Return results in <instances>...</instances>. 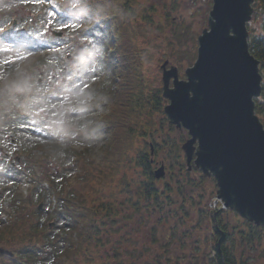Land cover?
I'll list each match as a JSON object with an SVG mask.
<instances>
[{
  "label": "trees",
  "instance_id": "trees-1",
  "mask_svg": "<svg viewBox=\"0 0 264 264\" xmlns=\"http://www.w3.org/2000/svg\"><path fill=\"white\" fill-rule=\"evenodd\" d=\"M105 1L86 0L85 9L71 12V16L77 19L78 28L94 17L105 18L100 28L87 32L97 47L96 69L100 67L101 73H93L81 91L86 109L84 113L90 114L91 109L100 102L98 98L105 99L102 112L89 116V122L83 121L85 125L96 124L92 137L100 141L97 148L101 166L98 167L96 161L91 160L96 165L84 170L82 165H78V160L73 159L75 156L70 155L73 160L67 172L64 170L67 155L56 157V153L53 161L55 172L36 175L35 166L15 168L2 163L0 178L11 180L15 185L20 178H31L33 189L30 196L18 194L9 202L8 220L5 225H0V246L12 251L14 257L0 255V264H134L131 260L124 261L119 247L110 244L111 234L107 229H114L122 223L133 224L134 229L149 231L150 245L157 244L160 231L170 229L169 222L181 217L177 210L183 211L182 206L175 207L173 194H183L185 185L196 186L207 180L203 175L199 176V182L194 183L191 179L190 173L199 172L194 167L191 172L188 171L180 149V144L186 139L181 135L177 142L168 134L174 133L176 128L168 124L163 114L165 102L161 89L146 81L143 69L151 63L152 57L148 50L140 49L131 39L140 34L139 28L132 27L131 22L138 18L133 9L134 0ZM252 10L251 20L247 24L248 47L250 54L259 62L262 77L261 93L254 103L255 113L264 128V0H254ZM63 12H68V9L63 8ZM109 15L111 19H107ZM144 18L149 17L144 14ZM73 35L71 33L68 38L55 40L58 43L69 42ZM5 39L0 36L1 54L8 52ZM81 54L86 56L85 53ZM47 60L48 56L42 57L37 67L44 68ZM56 61L61 63L63 78H72L74 73L67 64H76L75 60L70 63L68 58H57ZM109 61L113 63L107 65ZM81 62L85 63L84 58ZM6 65V61L0 62V85L15 78L13 66H9L11 71L7 72ZM30 77L35 80L33 89L28 86V80H24L19 85L5 88L0 98V130L4 126L8 132L14 133L12 137L17 143H22L19 131L28 128L32 114L30 110L36 104L35 95L45 93L43 85L38 83L42 80L40 73H31ZM51 96L55 98L53 94ZM21 101L26 106L20 107ZM4 114L8 116L5 121ZM155 115L159 116L158 120L154 118ZM164 129L168 131L167 134H164ZM156 134L161 138L160 143L154 145L155 137L159 138ZM148 138L152 142L140 144L153 145L155 152H151L149 147L139 152L106 149L110 144L122 146L124 140L146 142ZM161 150L167 151L168 162L166 159L164 167L157 159ZM33 162L29 160V164ZM44 163L43 166L47 168ZM160 168L163 175L157 178L156 171ZM164 178H168L166 181L174 180L175 185H170ZM44 183L47 184L46 188ZM34 193L36 200L43 202L48 210L47 220L55 221L57 232L48 231L47 225L41 221L42 210L26 213V208L34 204L31 200ZM223 213L231 212L210 209L204 213L212 225L210 237L205 243L209 251L205 255L200 242L195 245L192 256L187 258L197 260L207 256L208 264H249L246 259L237 256L239 244L248 248L262 244L264 256V227L239 218L237 224L229 229L228 223L223 221ZM173 229L171 236L174 235L175 225ZM221 233L224 236L218 246ZM153 261V264H162L160 259Z\"/></svg>",
  "mask_w": 264,
  "mask_h": 264
},
{
  "label": "rangeland",
  "instance_id": "rangeland-1",
  "mask_svg": "<svg viewBox=\"0 0 264 264\" xmlns=\"http://www.w3.org/2000/svg\"><path fill=\"white\" fill-rule=\"evenodd\" d=\"M6 2H9V4H5ZM51 4L56 5L54 2L47 5L45 1L38 2L36 0H5L4 3H0V21H2L0 34H3V36L7 35L6 39L13 43L11 50L5 51L4 54L0 53V62L8 61L6 65L7 72L11 71L9 66L15 67L13 71L15 78L0 85V95L5 88L14 87V85H19L26 80L29 82L28 86L33 89L35 80L30 77L31 73H40L42 79L44 78L41 84L45 89V93L35 95L37 97L36 104L34 109L32 110L31 108L30 110L32 114L28 122V128L18 133L21 136L22 143H1L0 146H4V149L0 157H5L6 163H16L17 159L18 164H16L15 168H21L23 165L26 168L27 165L29 167L35 166L33 169L38 172L36 175L45 172H55L56 166L53 164L54 153H56V157L67 155L66 166H64V170L67 172L70 169V161L73 159L78 160V165H82L84 170L93 168L96 163L98 167L101 166L100 153L97 148L100 141L98 142L92 137L96 131V124L85 125L83 121L89 122V116L99 115L102 112L101 106H105V99L103 97L98 98L100 102L91 109L90 114H87L84 113L86 109L80 93L91 79L94 66L88 63L86 69L80 67L75 69L74 80H71L69 76L63 78L64 75L60 72L61 63L49 56L48 62L45 64L48 70H39L37 65L40 63L41 55L30 54L31 51L25 52L16 45L21 40L16 36L22 35L21 32L9 33L10 25L2 29L7 22L6 17L22 19L25 26L37 19L44 25L43 36L55 31L61 32L62 37H66L73 26L54 20L50 11L43 8V6L51 8ZM133 5L138 18L131 21L132 27L139 28L140 34L132 36L131 39L140 49L148 50L152 57L151 63L144 66L143 69L147 83L151 86L162 88L161 65L164 62H167V69L176 67L180 78L183 77L184 71L192 66L196 58L197 38L201 35L203 29H207L208 12L212 6V0H134ZM144 14L148 15L149 18L142 19ZM44 31H46V34ZM40 38L43 37L35 39L34 43H43L45 40H49V37H45L43 40ZM86 47L82 39L80 47L73 41L72 44L65 47L62 58L67 55H72L69 61L79 58L77 53ZM51 52L54 53L55 51L51 50ZM19 57H23L22 61L24 60V64H18L21 60ZM23 106H26V104L21 101L20 107ZM154 118L158 120L159 116L155 115ZM7 119L8 116L6 114V118L3 121ZM0 131L6 132L9 138L15 135L8 132L4 126L1 127ZM167 133L168 131L164 129V134ZM168 134L177 142L180 141L181 135L186 140L188 138L184 129H176L174 133ZM155 136L159 138L155 137L153 140L154 145L160 143L161 138L159 134ZM129 141L131 140H124L121 148L136 150L144 148V146L129 144L152 142L149 138L146 142ZM36 144L40 145V147L34 148L33 145ZM56 144L58 146L55 147ZM183 144L184 142L180 144L181 151ZM115 145L117 146V144ZM89 153L92 155H89ZM70 155L75 157L72 159ZM182 155L184 156L183 152ZM30 159L34 160V162L29 164ZM86 159L89 161L88 163H86ZM157 159L164 167L167 151L161 150ZM44 160L46 161L45 163ZM91 160H95L96 163ZM43 163L47 168L43 166ZM38 165L41 167H38ZM78 171H80L79 168ZM188 171L191 172L192 169ZM200 175V172L190 173L194 183L199 182ZM167 179L164 178L165 181ZM212 180V178H207L203 184L198 183L196 186L185 185L183 194L178 192L173 194V198L176 201L175 207L182 206L183 211L177 210L181 217L179 220L169 222L170 229H162L160 231L161 236H158L157 244H149L151 237L147 229H134L133 224L125 223L118 225L114 229H107L111 234L109 238L110 244L119 247L124 261L131 260L134 264H153L155 259H160L162 264H208L207 256H202L197 260H192L187 258V256H192L195 245L200 242L202 249H204L201 251L205 255L209 251L205 243L210 237L212 225L204 213L209 211L210 208L212 210L220 209L219 202L215 200L216 186ZM166 182L170 185H175V181L172 179ZM12 189H15V191ZM32 189L33 182L31 178H20L16 185L8 179L0 178V225H5L8 220V205L14 196L18 194L30 196ZM36 199L37 195L34 193L31 196L34 204L26 208V213L36 210L39 205V201ZM215 204L216 207H214ZM46 211L48 210L43 204L41 221L45 225L49 223ZM237 217L232 212L222 214L223 221L228 223L229 229L237 224V219H239ZM174 225L176 226L175 236H171L170 232L172 233L174 230ZM53 230L54 232L58 231L56 224L52 226L51 231ZM145 249L147 250L144 251ZM262 250V244L249 248L239 244L236 248V253L238 257L246 259L249 264H264Z\"/></svg>",
  "mask_w": 264,
  "mask_h": 264
},
{
  "label": "water",
  "instance_id": "water-1",
  "mask_svg": "<svg viewBox=\"0 0 264 264\" xmlns=\"http://www.w3.org/2000/svg\"><path fill=\"white\" fill-rule=\"evenodd\" d=\"M253 1L212 0L185 79L175 67L167 70V62L162 65V97L168 123L189 137L182 146L188 167L193 161L214 179L223 209L264 227V128L254 104L262 77L246 29ZM162 175L159 169L156 177ZM222 238L223 233L218 246ZM0 254L12 256L2 247Z\"/></svg>",
  "mask_w": 264,
  "mask_h": 264
},
{
  "label": "snow or ice",
  "instance_id": "snow-or-ice-1",
  "mask_svg": "<svg viewBox=\"0 0 264 264\" xmlns=\"http://www.w3.org/2000/svg\"><path fill=\"white\" fill-rule=\"evenodd\" d=\"M5 50H6V49H5ZM19 58H21V59H22L23 57H19ZM6 63H8V61H6Z\"/></svg>",
  "mask_w": 264,
  "mask_h": 264
}]
</instances>
